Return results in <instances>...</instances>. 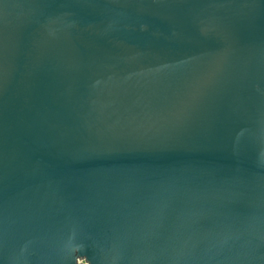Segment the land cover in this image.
I'll return each instance as SVG.
<instances>
[{
  "label": "water",
  "instance_id": "95a60500",
  "mask_svg": "<svg viewBox=\"0 0 264 264\" xmlns=\"http://www.w3.org/2000/svg\"><path fill=\"white\" fill-rule=\"evenodd\" d=\"M0 264H264V0H0Z\"/></svg>",
  "mask_w": 264,
  "mask_h": 264
}]
</instances>
